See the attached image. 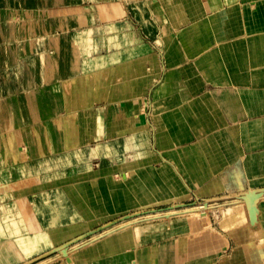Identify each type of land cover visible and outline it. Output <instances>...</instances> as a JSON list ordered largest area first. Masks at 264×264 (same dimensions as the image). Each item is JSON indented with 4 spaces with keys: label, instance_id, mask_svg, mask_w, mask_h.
<instances>
[{
    "label": "crops",
    "instance_id": "0c3cea01",
    "mask_svg": "<svg viewBox=\"0 0 264 264\" xmlns=\"http://www.w3.org/2000/svg\"><path fill=\"white\" fill-rule=\"evenodd\" d=\"M261 191L264 0L2 1L0 264H264Z\"/></svg>",
    "mask_w": 264,
    "mask_h": 264
},
{
    "label": "water",
    "instance_id": "95a60500",
    "mask_svg": "<svg viewBox=\"0 0 264 264\" xmlns=\"http://www.w3.org/2000/svg\"><path fill=\"white\" fill-rule=\"evenodd\" d=\"M263 193H264V191H261L259 193H256L253 197H251V200H257V199H259L260 196H261L260 194H263ZM238 199L246 202V201H248L250 199V197H249V195H245V196L238 197ZM203 205H207V203L206 204L203 203ZM182 206H185V204H178V205H174V206H169V207H166L164 209H159V210H165V209L171 208V207H174L175 209H179ZM153 211H155V210L140 212L138 214H129V215H125L123 217H120V218H118L116 220L110 221V222L102 225L101 227H99L96 230H93V231H91V232H89V233H87V234H85L83 236L78 237L77 239H75V240H73V241H71L69 243H66V244H64V245H62L60 247H57V248L53 249L52 251H50L49 253L43 255L42 257L37 258V260L29 261V262H26L25 264L35 263L38 260L44 259L46 257H49V256H51V255H53L55 253L64 254L72 245L77 244V243H79V242H81V241H83V240H85V239H87L89 237H92V236H94V235H96V234H98V233L106 230L108 227H112L113 225H116V224H118V223H120L122 221L129 220L132 217H137V216H140V215H144L145 213H149V212H153Z\"/></svg>",
    "mask_w": 264,
    "mask_h": 264
},
{
    "label": "bare ground",
    "instance_id": "6f19581e",
    "mask_svg": "<svg viewBox=\"0 0 264 264\" xmlns=\"http://www.w3.org/2000/svg\"><path fill=\"white\" fill-rule=\"evenodd\" d=\"M1 1V0H0ZM260 197H264V195H262V196H260ZM250 200H251V198H250ZM174 205H178V204H174ZM173 205V206H174ZM169 210H171V211H173V210H175L176 212H172V214H174V213H184V214H186V215H191V216H197V217H199L200 215L199 214H201V215H203L204 213H205V209L202 207V206H198V204H190V205H185V206H182L181 208H179V209H175L174 207H172L171 209H169ZM209 210V209H208ZM138 213H140V212H138ZM138 213H134V214H138ZM159 212L158 211H153V212H149V213H145L144 215H140L141 216V218H138V217H140V216H137V217H132V218H130L129 220H126V221H122V222H120V223H118V224H116V225H113L112 227H108L106 230H104V231H102L101 233H98L97 235H95L94 236V238L95 237H98V236H100L101 234H103V233H105V232H109V231H111V230H114V229H116V227H119V226H122V225H126V224H129V223H131V221L133 220V221H135V220H139V219H146V218H149V217H154V216H156L157 214H158ZM163 214V213H162ZM167 214V213H166ZM159 215V214H158ZM143 216V217H142ZM175 216V215H174ZM166 217V216H165ZM150 219V218H149ZM128 221H130V222H128ZM132 224V223H131ZM129 227V226H128ZM84 241V240H83ZM82 242V241H81ZM79 243H77V244H74V245H72L71 247H73V246H76V245H78ZM70 247V248H71ZM72 249V248H71ZM58 256V255H57ZM51 259V258H50Z\"/></svg>",
    "mask_w": 264,
    "mask_h": 264
},
{
    "label": "rangeland",
    "instance_id": "374dc122",
    "mask_svg": "<svg viewBox=\"0 0 264 264\" xmlns=\"http://www.w3.org/2000/svg\"><path fill=\"white\" fill-rule=\"evenodd\" d=\"M2 1H3V0L0 1V4L2 3ZM171 214H172V213H168V214H165V215H166V216H171ZM174 214H175V213H174ZM199 215H201V214H199ZM158 216H159V215H158ZM142 217H143V216H142ZM189 217L199 218V217H197V216H191V215H189ZM138 218H141V216L138 217ZM155 218H156V217H155ZM142 220H144V219H142ZM142 220L139 219V221L136 222V223H134L133 225L140 223ZM145 220H147V219H145ZM156 220H157V219H156ZM142 222H145V221H142ZM133 225H132V226H133ZM116 226H117V225H116ZM100 233H101V232H100ZM41 264H42V263H41Z\"/></svg>",
    "mask_w": 264,
    "mask_h": 264
}]
</instances>
